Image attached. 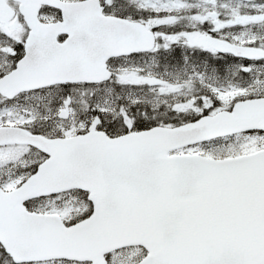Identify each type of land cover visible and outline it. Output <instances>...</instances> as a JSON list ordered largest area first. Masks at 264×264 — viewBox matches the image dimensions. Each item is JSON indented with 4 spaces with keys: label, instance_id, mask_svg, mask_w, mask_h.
Listing matches in <instances>:
<instances>
[{
    "label": "water",
    "instance_id": "1",
    "mask_svg": "<svg viewBox=\"0 0 264 264\" xmlns=\"http://www.w3.org/2000/svg\"><path fill=\"white\" fill-rule=\"evenodd\" d=\"M48 2L62 9L63 20L32 22L31 33L45 38L27 41L25 56L1 81L0 90L97 81L107 75L106 59L121 53L122 42L111 22L93 13L87 2ZM59 33L69 37L59 43ZM32 42L41 45L32 49ZM262 104L237 105L234 113L209 117L191 130L153 128L116 138L92 131L47 141L21 128L1 130L0 143L28 142L50 154L34 177H62L66 185L91 187L96 211L87 232L95 237L86 247L80 244L87 236L75 240L57 226L30 231L39 220L29 222L36 218L24 211L21 201L49 191L32 180L10 192V198H0V239L17 260L49 254L97 258L106 247L134 241L149 249L139 264H264V150L222 160L168 154L201 138L187 137L200 130L212 137L264 128Z\"/></svg>",
    "mask_w": 264,
    "mask_h": 264
},
{
    "label": "flooded vegetation",
    "instance_id": "2",
    "mask_svg": "<svg viewBox=\"0 0 264 264\" xmlns=\"http://www.w3.org/2000/svg\"><path fill=\"white\" fill-rule=\"evenodd\" d=\"M137 0H102L104 9L109 14H118L129 17L133 20H139L142 18L143 8L136 2ZM254 4H264V0H253ZM12 8L15 9L14 17L8 21L4 26L8 29L9 24L15 22L18 24L24 23V18L19 11V2L16 0L9 1ZM211 6H216L217 11H212L211 15L215 16V22H200L199 25L188 26L183 24L180 26L179 21H173L171 27H168L171 34L164 35L168 40L163 42L160 53H154L155 64L153 65L154 72L157 75L154 77V81L160 85L165 79H172L173 82L178 86H183L185 91L191 88L189 92L193 103H207L209 99L206 92L207 84H210L211 91H217L215 87L217 84L233 83L238 84L241 76V71L248 72L247 77L242 79L245 85H249L254 78V68L261 70L262 67L256 68L257 65L264 66L263 60H252L245 57H240L230 51H219L215 49L200 48L199 43L204 41L207 36L216 37L219 39H225L232 42H239L238 36L240 34L239 21L240 16L238 12L232 10L229 5L231 1L219 0L208 2ZM264 12V10H263ZM39 15L41 19L53 20L59 16V12L52 7L47 5H41L39 8ZM25 25V24H24ZM194 32V34L192 33ZM7 34V33H6ZM27 33L22 35L21 38L14 37V34H9V38L14 40L13 47L9 48V56L14 59L18 54L21 55L24 47V39ZM139 53L131 54L136 56ZM19 55L17 59L19 58ZM185 56L184 63L177 64L181 61V57ZM168 57V59H166ZM209 59V65H204V62ZM12 62V61H11ZM111 64L115 68L119 66L115 63V59L111 60ZM204 67L210 68L212 77L208 82L206 77V71ZM6 69L5 72L12 69ZM3 70L0 71V76L3 74ZM181 76V78H175ZM50 88H42L34 91L20 92L12 98H8L0 94V105H13L22 104L29 102L32 99V93H37L35 100L48 101V90ZM74 90V89H73ZM161 92V91H160ZM75 94V91H73ZM184 92L179 91L177 94ZM187 93V92H186ZM212 95V93H210ZM57 95H59L56 102L63 101L62 86L57 89ZM181 99V98H180ZM182 100V99H181ZM217 103L210 102L206 104L207 111L215 110ZM191 112L199 113L201 110L198 107L190 108ZM13 183H21L24 179L13 178ZM6 180L0 178V182L4 183ZM72 190L70 192H74ZM75 221V220H72Z\"/></svg>",
    "mask_w": 264,
    "mask_h": 264
},
{
    "label": "rangeland",
    "instance_id": "3",
    "mask_svg": "<svg viewBox=\"0 0 264 264\" xmlns=\"http://www.w3.org/2000/svg\"><path fill=\"white\" fill-rule=\"evenodd\" d=\"M166 1L164 2V4L170 2L171 0H166ZM141 5L147 6V5H150V3H148L146 0H142ZM170 5L171 4L169 3L167 6L169 7ZM241 6H242V2L240 3V6H238V8H240L239 10H243ZM212 10L214 11L217 10V7H214L213 9V7L208 8V6L199 4L197 6V15L201 16ZM239 15L241 14L239 13ZM198 16H196V19H198ZM211 22L214 23L215 20L210 21V23ZM16 26L17 24L10 25L11 32L14 34H17L20 32V30H18ZM164 35L166 36V34ZM240 41L241 43H253V44H259V45H261L262 43L264 44L263 38H260L257 32H254L253 29H250L249 32L244 33ZM145 62H143V64H145L144 74L146 76H151L152 75L151 73L152 63L151 62L145 63ZM10 63H11V60L7 59L6 57H2L0 59V68H5L9 66ZM262 72L264 73V68ZM129 75L130 74H128L127 72L126 76L130 78ZM119 79L121 82H123V79L121 78L120 74H119ZM261 81L262 83L256 87V90L264 89V76L262 77ZM225 90L229 93V95H235L237 92L241 91V89H237V88H227ZM75 95H76L75 115L72 117V119H69L65 122H63L62 120H59L56 117V114H57L56 110L59 108V106H57V108L54 109L55 105L53 106L52 103L45 102L43 106H40L39 103L30 102L26 106H22V107H26L27 110L23 109L20 111H10V110H7L6 108L7 106L0 105V124L1 123H11V124L28 123V124H32L35 126L37 125L39 127L48 126V125H50L51 127V125H53L56 128H58L60 133H63V134H66L73 129H75L76 131L82 128V126L84 125V121L81 116L82 114L85 115V111L87 110L88 105H87V100L85 99L84 92L75 90ZM107 98L105 100L101 99V100L96 101L95 105L101 108L102 110L107 111L108 113H112L113 104L110 101H108ZM145 100L147 104H151V105H156L162 101L160 98H149ZM22 107L20 109H22ZM122 111L124 110H119L118 112L120 113ZM17 112H20V114H17ZM46 114H49V115L47 116ZM46 118H47L46 123H48V125L40 126V123L43 122ZM51 118L54 119V123H51L50 121ZM226 143L227 142H222V143L217 144L214 152L219 156L227 155L230 153H236L244 148H249L253 146L255 143H257V139L254 136H242V137L236 138L235 141L229 142L227 144ZM19 147L21 146H11L7 148H0V158H2L3 156H14L15 155V158H13L10 162H7L5 164H2L0 162V178H3L6 180L5 183L8 185V187H11L13 185V180L11 179L18 177V174H20L17 171V169L15 171V168H17L19 165L28 166L37 161L38 154L36 152L31 151L29 148L22 147L23 148L22 149ZM188 151H193V150H188ZM86 206L87 204L85 203V204L78 206V208H85ZM40 208L47 209V210H58V211L59 209H62V211L67 213L69 208H71V206L69 204L65 206V208H61L59 206V203L55 202L54 200H46L44 203L40 204ZM138 253L139 252H136L134 254H130V253L119 254L117 257L113 259V264H134V262L140 257V255H137ZM1 264H7V263H1ZM44 264H68V263H44Z\"/></svg>",
    "mask_w": 264,
    "mask_h": 264
}]
</instances>
